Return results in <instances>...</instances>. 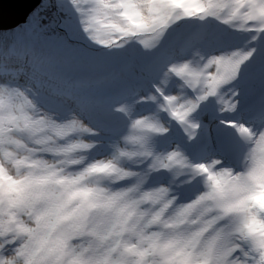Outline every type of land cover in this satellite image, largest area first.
I'll return each mask as SVG.
<instances>
[{"label":"clouds","instance_id":"obj_1","mask_svg":"<svg viewBox=\"0 0 264 264\" xmlns=\"http://www.w3.org/2000/svg\"><path fill=\"white\" fill-rule=\"evenodd\" d=\"M247 10L245 4L231 19L207 18L205 29L182 37L187 47L165 66L200 72L191 98L207 96L203 103L218 106V126L235 130L227 144L213 140L210 129L202 141L198 124L186 142L206 145L203 155L177 143L161 146L163 137L147 131L146 141L130 143L129 130L149 114L125 104L101 126L61 91L72 69L59 50L33 54L46 69L43 84L31 75L0 80V264H264V210L251 200L243 209L239 204L264 169V122H257L264 117V85L255 108L246 107L244 65L234 79H225L221 67V58L242 51L245 41H264V20L247 19ZM75 19L95 52L133 46L156 52L174 27L156 49L145 50L140 42L147 34L88 28L78 13ZM108 21L126 26L118 15ZM209 78L219 81L212 95L204 86ZM158 99L166 103L164 94Z\"/></svg>","mask_w":264,"mask_h":264},{"label":"rangeland","instance_id":"obj_2","mask_svg":"<svg viewBox=\"0 0 264 264\" xmlns=\"http://www.w3.org/2000/svg\"><path fill=\"white\" fill-rule=\"evenodd\" d=\"M123 1L128 5V9L145 23V31L142 33L135 34L131 25L121 27L118 23L108 21V17L112 15H118L120 17L119 12L116 11V9H120L119 0H116L115 3H113V0H44L43 4L34 9V12L37 11L36 13L38 14L32 18L31 26H25L24 32L26 33L27 41L31 40L36 42L39 39L43 40L44 36L49 35V37L53 36L52 41L57 40V46L63 47L66 42L63 41L62 35H60L61 32L56 33L57 26L54 28V20H56L54 14H56V12L60 17L59 28L64 29L70 34V38L81 41L82 43H84L83 37L80 35L76 25L75 18L77 13L81 17V22L87 23L88 28L94 27L95 24H100L101 27H111L116 31H121L126 36L147 34L146 38L140 42L145 50L156 49L157 45L160 43L161 36L169 29L170 25L174 26L169 32L170 40L168 39L159 51H142L141 48L137 46L126 48L123 51H110L113 55L118 57L119 62L125 65L124 67H132L131 65L134 64H138L141 67L143 73L142 78L138 77V81L132 80V91H130L128 97L120 99L119 102L103 110L99 109V105L95 100L86 99L74 91H65L63 89H61V91L65 94L72 95L75 105L90 109L100 121L101 126L109 123L108 114L111 113L113 108L121 104L129 105L131 111L137 114H149L145 116L147 123L138 120L129 130L128 141L130 143L146 141L147 137L144 133L147 131L163 137L160 141L161 146L167 147L173 143H177L188 148L190 151L191 146L183 144L182 138L172 130L170 121L164 116V107L160 104L158 97L152 92L148 81L153 80L161 89L166 90L175 98L177 106L184 112L192 113L197 120L203 122L206 127H210V118L207 113L208 103H203L201 106L196 105L187 91V82L181 77L187 74L186 71H196V69L190 68L187 64L174 63L172 66H179L180 69L178 70V74L181 75L179 78H174L170 75L169 71H166V68H162L158 62L162 59L170 63L178 54H182L184 49L181 46L186 45L182 42V37L192 30H197L194 20L191 17L192 13L190 9L204 7L208 10V18L213 17L224 20L237 16L240 13V9L243 8L245 4H247L249 9V4L245 0H188L187 6L189 11L177 15V7L171 0ZM237 4L239 5L238 7L236 6ZM34 12H31L29 15H32ZM245 16L248 19L249 10H247ZM186 18L187 22H185ZM157 19L160 20L159 23H155ZM22 24L25 23L22 21L12 28L1 30L12 33L19 30ZM154 27H157V32L155 33L153 31ZM88 28L85 30H88ZM97 33H99V29H97ZM55 36L61 37L56 39ZM96 38L99 39V36L97 35ZM100 43L103 45L112 44L110 40H101ZM113 47L119 48L120 46L113 45ZM241 47L243 49L242 51H236L229 56L221 58V62L225 66L222 70L224 78L234 79L236 74L240 71L241 66L244 65V71L249 73L247 77L242 79L241 87L245 88V86L249 84L257 85L264 81V68L257 72L254 70L256 63L264 61V42L254 37L251 41H245ZM18 61L20 63L22 62L21 59H18ZM27 75L33 76L38 83L43 84V81L38 79L39 76L35 72H32V70L23 71L18 74L1 73L0 80H10ZM218 84L219 81H216L215 78H209L206 87H209L211 91L208 95L213 92ZM250 97L251 96L244 97L246 107L252 102V98L250 99ZM203 98L206 100L207 96H203ZM169 128L171 129L170 133L168 131ZM159 129L164 131V135L159 134ZM262 192L264 191H261L260 194L255 196L251 201H254L255 205H258L261 210H264ZM254 221L255 219L253 222ZM253 231H255V229H253Z\"/></svg>","mask_w":264,"mask_h":264},{"label":"trees","instance_id":"obj_3","mask_svg":"<svg viewBox=\"0 0 264 264\" xmlns=\"http://www.w3.org/2000/svg\"><path fill=\"white\" fill-rule=\"evenodd\" d=\"M43 3L44 0H40L38 6ZM36 12L26 17L25 24L20 25L19 30L12 33L0 30V53L3 54L0 55V62L3 58L14 59V62L9 60L6 65L13 66L16 65L15 62L18 59H21L22 62L19 64L23 65L19 68L22 69L21 72L32 70L39 76L38 79L44 82L47 79L46 69L40 64L39 60L33 58V54L37 49H56L65 54L68 65L72 69L70 72L71 79L61 89L74 91L86 99L95 100L99 105V109L103 110L119 102L120 99L128 97V94L132 91V80L138 81V77L142 78L143 73L138 64L131 65L132 67H124L125 65L120 63L118 57L110 51H90L86 44L73 38L65 37L63 41L66 44L63 47L57 46V40L52 41L53 36L49 37V35L44 36L45 39H39L36 42L27 41L24 29L25 26L32 23V18L38 14ZM54 15L57 20V12ZM56 20H54V23ZM159 21L157 19L155 23H159ZM153 31L154 33L157 32V27H154ZM60 35L63 36L64 34ZM97 67L104 68L106 71L103 74L90 71V69ZM8 70L11 73L13 72L11 67Z\"/></svg>","mask_w":264,"mask_h":264},{"label":"water","instance_id":"obj_4","mask_svg":"<svg viewBox=\"0 0 264 264\" xmlns=\"http://www.w3.org/2000/svg\"><path fill=\"white\" fill-rule=\"evenodd\" d=\"M40 0H0V30L8 29L16 26L24 21L29 13L38 6ZM2 59V58H1ZM14 62V59L3 58L0 62V74H11L8 69L11 67L13 74L21 73L22 69L19 61H16L13 66H6L8 61Z\"/></svg>","mask_w":264,"mask_h":264},{"label":"bare ground","instance_id":"obj_5","mask_svg":"<svg viewBox=\"0 0 264 264\" xmlns=\"http://www.w3.org/2000/svg\"><path fill=\"white\" fill-rule=\"evenodd\" d=\"M249 1H251V0H249ZM123 2V1H122ZM172 2H174V4H175V6H177V7H180V8H184V11L186 10V8L185 7H183V2H184V0H172ZM124 3V2H123ZM249 4H251L250 2H249ZM249 10V9H248ZM35 10H32L31 12H34ZM30 12V13H31ZM29 13V14H30ZM249 16H250V13H249ZM248 16V17H249ZM169 73H170V75L172 76V77H174V78H179V77H177L176 75H172L173 73H172V71H169ZM189 74V73H188ZM197 74H200V72H198L197 71ZM183 79H185L186 80V82L190 85V87H189V89H193L194 87H193V85H195L196 84V79H197V76L196 75H194V77H193V79H191L190 78V75H182L181 76ZM250 99H251V97H250ZM160 102V101H159ZM161 104V103H160ZM163 107H164V105L163 104H161ZM255 104L254 103H251V107H253V108H255ZM164 116L166 117V119H168V117L164 114ZM172 122V121H171ZM172 125L174 126V124L172 123ZM175 127V126H174ZM212 127V126H211ZM159 134H163L164 135V133H160L159 132ZM201 146V145H200ZM199 146V147H200ZM201 154L200 155H203V154H205L206 153V147H203V149H201V152H200ZM194 155H197V154H194ZM256 178L254 179V183H253V186H252V188L250 189V190H248L249 191V195H248V200H252L255 196H257V195H259L260 194V192L261 191H264V169H260V170H258V172L256 173ZM261 195L263 196V199H264V192H262L261 193ZM253 223H259L258 221H254Z\"/></svg>","mask_w":264,"mask_h":264}]
</instances>
